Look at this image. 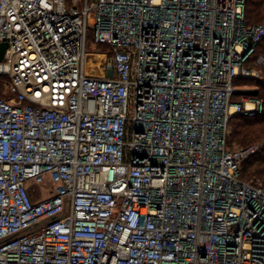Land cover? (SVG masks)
Instances as JSON below:
<instances>
[{
	"label": "built area",
	"instance_id": "obj_1",
	"mask_svg": "<svg viewBox=\"0 0 264 264\" xmlns=\"http://www.w3.org/2000/svg\"><path fill=\"white\" fill-rule=\"evenodd\" d=\"M246 3L0 0V264H264Z\"/></svg>",
	"mask_w": 264,
	"mask_h": 264
},
{
	"label": "trees",
	"instance_id": "obj_2",
	"mask_svg": "<svg viewBox=\"0 0 264 264\" xmlns=\"http://www.w3.org/2000/svg\"><path fill=\"white\" fill-rule=\"evenodd\" d=\"M264 21V0H247L246 23L258 24ZM264 57V40L258 46L248 65L262 69L260 77L237 78L235 85L241 88L255 87L253 89H240L234 96V100L240 101L243 96L261 98L264 102V64L257 65L260 57ZM231 131L228 136V145L231 143L240 146H248L254 142L261 143L258 153L249 158L241 167V178L244 181L260 179L264 183V109L260 113L235 115L231 122ZM231 147V146H230Z\"/></svg>",
	"mask_w": 264,
	"mask_h": 264
},
{
	"label": "water",
	"instance_id": "obj_3",
	"mask_svg": "<svg viewBox=\"0 0 264 264\" xmlns=\"http://www.w3.org/2000/svg\"><path fill=\"white\" fill-rule=\"evenodd\" d=\"M7 46L8 45L6 42L1 43V45H0V60L4 59V54H5Z\"/></svg>",
	"mask_w": 264,
	"mask_h": 264
},
{
	"label": "rangeland",
	"instance_id": "obj_4",
	"mask_svg": "<svg viewBox=\"0 0 264 264\" xmlns=\"http://www.w3.org/2000/svg\"><path fill=\"white\" fill-rule=\"evenodd\" d=\"M89 50H91V47H90V46H89ZM253 88H255V87H249V86H247V87H244V88H241V89H246V90H248V89H253ZM247 96H248V95H247ZM230 131H231V125H230ZM254 143H258V142H254ZM230 146H231V147H242V146H240L239 144H235V143H231Z\"/></svg>",
	"mask_w": 264,
	"mask_h": 264
}]
</instances>
